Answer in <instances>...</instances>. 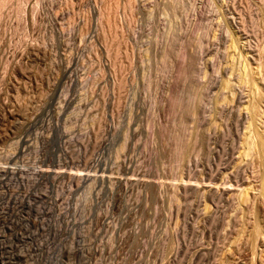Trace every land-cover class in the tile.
<instances>
[{"label":"rangeland","instance_id":"obj_1","mask_svg":"<svg viewBox=\"0 0 264 264\" xmlns=\"http://www.w3.org/2000/svg\"><path fill=\"white\" fill-rule=\"evenodd\" d=\"M234 92L264 109V0H0V264H247L258 197L182 189L248 174ZM105 169L132 184L81 179Z\"/></svg>","mask_w":264,"mask_h":264},{"label":"bare ground","instance_id":"obj_2","mask_svg":"<svg viewBox=\"0 0 264 264\" xmlns=\"http://www.w3.org/2000/svg\"><path fill=\"white\" fill-rule=\"evenodd\" d=\"M105 49L106 48H104V51H105ZM106 51H108V49H106ZM105 51V52H106ZM107 54H108V52H106ZM69 61V65H67V66H64L63 67V69H62V71H61V76H62V78L63 79H69L70 81H71V77L73 76L72 74L74 73L73 72V68L71 67V65H73L74 63H75V61L76 60H74L73 58H70V60H68ZM108 62V60L106 61V63ZM66 64V63H65ZM106 66H107V68H106V70H109L108 69V65L107 64H105ZM109 65H110V63H109ZM73 69V70H72ZM246 77H247V75H246V73L244 74ZM243 75V76H244ZM242 76V75H241ZM244 76V77H245ZM244 77H241L242 79L244 78ZM245 77V78H246ZM249 77V76H248ZM254 77V76H253ZM239 78V77H238ZM250 78V77H249ZM256 78V77H255ZM240 79V78H239ZM253 79V78H252ZM251 79V80H252ZM243 80H246L247 81V79H243ZM249 80V79H248ZM258 81V80H257ZM257 81L256 80H252V81H250V82H253V84H254V87H256V86H259V85H257L258 83H257ZM242 82V81H241ZM243 82H245V81H243ZM246 83V82H245ZM247 84V83H246ZM251 84V83H250ZM253 86V85H252ZM260 87V86H259ZM260 90V89H259ZM256 91V90H255ZM55 93V92H54ZM224 93V92H223ZM232 93V92H231ZM231 93H229V94H231ZM250 93V92H249ZM261 93V92H260ZM225 94V93H224ZM224 94H222V95H224ZM252 94V93H251ZM256 94V93H255ZM263 94V93H262ZM110 95V94H109ZM220 96V98H222L223 96ZM246 94H244L243 95V92H234L233 93V96H234V100H236L237 101V103H238V106L239 107H241V109H240V112H239V121L242 123V129L240 128V130H239V132H237V136H235L236 137V143L239 145V147H240V149H241V156L242 157H245L247 160L249 159V161H250V159L252 160L253 159V161H245L246 163V165L248 166V174L246 175V173H245V175L246 176H243V175H241V172L240 171H238V172H236L235 173V175L236 176H233L232 174H230V176H231V178H234V182L232 181H226V182H223V180H222V183L220 182L219 184L217 183H215V184H212V182H210L208 185V187H205L204 186V180L202 179V182L200 181V177H199V173L197 172V171H193V169H191V167H189L188 166V168H187V170H186V173H185V176H184V180H183V186H182V189H183V193H184V195H188V194H195L196 196H198V197H200L201 199L202 198H204V197H207L208 199H209V201L211 202V203H213V204H215L216 202L217 203H220L221 201H222V197L224 196V195H228V201L232 198L231 197V195H230V191H232V188H234V187H236V188H238L237 190L238 191H235V193H239V196H240V198L241 199H239L240 200V202H243V203H239L240 205L242 204H244V205H246L245 207H249V205L251 206L250 207V209H248V208H246V209H248V211L250 210V212H251V215H252V212H253V214H254V211H253V209L255 208V205H256V201H255V199L258 197V199L260 200H258L259 201V203H261V205L262 206H264V130H262V126H263V128H264V124L261 126V123H262V121H261V119L263 120L264 119V117H262V115H263V111L262 110H264V109H260V103L261 102H263V101H261V100H258V98H259V96H256V97H258L257 98V100H256V98L255 99H251V100H256V101H249V97H247V96H245ZM254 95V94H253ZM257 95H260V94H258L257 93ZM230 96V95H229ZM232 96V97H233ZM224 97H225V95H224ZM224 97L222 98V100L224 99ZM245 97L246 98H248V100H245ZM252 97V96H251ZM250 97V98H251ZM254 97V96H253ZM107 98H109V97H107ZM106 98V99H107ZM111 98V97H110ZM229 98V97H228ZM261 98V97H260ZM264 98V97H263ZM230 99V98H229ZM228 99V100H229ZM262 99V98H261ZM65 100V99H64ZM232 100V99H231ZM263 100V99H262ZM107 101V100H106ZM225 101V100H224ZM261 101V102H260ZM67 102V101H66ZM65 102V103H66ZM220 102H221V99H220ZM229 102V101H228ZM108 103V102H107ZM236 103V102H235ZM64 105V104H63ZM224 105V104H223ZM232 105V104H231ZM263 107H264V105H262ZM231 107V106H230ZM238 107V108H239ZM262 108V107H261ZM46 109V108H45ZM238 111H239V109H238ZM231 112H232V109H231ZM43 113V112H42ZM219 113V112H218ZM230 113V112H229ZM232 114V113H231ZM190 116V115H189ZM40 117V116H39ZM237 118V117H236ZM34 120V119H33ZM48 121V120H47ZM238 121V120H237ZM22 122V121H21ZM27 123V122H26ZM239 123V122H238ZM263 123H264V121H263ZM30 124V123H29ZM112 124H114V122L112 123ZM33 125V124H32ZM24 126V125H23ZM27 126V125H26ZM43 126V125H42ZM109 126V125H108ZM108 126H107V129H108ZM114 126V125H113ZM111 127V126H110ZM115 127H117V125L116 126H114L113 128L116 130L117 128H115ZM237 128H239V127H237ZM129 129V128H128ZM114 130V131H115ZM117 130H119V129H117ZM130 130V129H129ZM238 129H236V131H237ZM56 131V130H55ZM110 131V130H109ZM108 131V132H109ZM30 132V131H29ZM116 133H117V131H115ZM190 132V131H189ZM199 132V131H198ZM119 133H120V131H119ZM123 134H125L124 136H122V137H127V135H126V133H123ZM122 134V135H123ZM190 134H191V132H190ZM190 134H189V136H190ZM120 137V135H118V133H117V136L116 137ZM192 136V135H191ZM194 136V135H193ZM192 136V137H193ZM199 137V136H198ZM195 138V137H194ZM189 139H191V137H189ZM200 139V138H199ZM28 140V138L27 139H25V137L23 136V137H21V136H19L18 137V139H17V141H16V144L18 145L17 147H19V148H22V146H25V144L28 142L29 143V141H27ZM187 140H188V134L187 133H185V135H184V137H183V141H182V143H186L187 142ZM59 141V140H58ZM64 142V141H63ZM125 142H127L126 140H125ZM27 143V144H28ZM204 147V146H203ZM65 148V147H64ZM202 149V148H201ZM223 150V149H222ZM21 151V150H20ZM19 151V152H20ZM87 151V150H86ZM24 152V151H23ZM213 152V151H212ZM60 153V152H59ZM63 153V152H62ZM217 153V152H216ZM220 153V152H219ZM225 153V152H224ZM21 154V153H20ZM57 154V153H56ZM87 154V153H86ZM85 154V155H86ZM201 154V153H200ZM60 155H62V154H60ZM93 155V154H92ZM223 156V155H222ZM241 156H239V157H241ZM61 157V156H60ZM123 158L121 159V157H119V161L117 160V161H115L116 162V164L118 165V168H119V170L121 169L122 170V172H124L125 174H128V173H131L133 170H132V167H131V163H133V162H131V161H128V159H126L127 158V156H126V158H125V156H122ZM188 157V156H187ZM232 157H233V155H232ZM65 158V157H64ZM97 158V157H96ZM102 158V157H101ZM100 158V159H101ZM118 157H116V159H117ZM8 159H9V161H11L10 159H12V157H8ZM190 159V158H189ZM244 159V158H243ZM245 159V160H246ZM59 160V159H58ZM61 160V159H60ZM65 160V159H64ZM111 160V159H110ZM130 160V159H129ZM97 161H99L98 160V158H97V160L95 159L94 161H90L89 160V162H85V164H83L84 165V167H85V169H89V168H92V164H93V162L94 163H98ZM72 162V161H71ZM82 163V162H81ZM189 163V162H188ZM198 163V162H197ZM190 164V163H189ZM255 164H257L258 166H260L261 167V169L263 170V172L261 171V173H260V176L259 177H257L258 179H260L259 181H260V184L258 183V181L256 182V183H258L257 185L258 186H256V184L254 183L256 180V176L258 175V173L256 174L255 172H254V168H251V166L253 165H255ZM7 165V164H6ZM196 162H195V167H196ZM62 166V165H61ZM198 166V165H197ZM81 167V166H80ZM246 167V166H245ZM9 168V167H8ZM225 168V167H224ZM2 169V168H1ZM6 170H7V168H5ZM84 169V170H85ZM104 169V168H103ZM5 170V171H6ZM14 170H16V169H14V168H11V169H8L7 171L9 172V171H11V172H13ZM19 170V169H18ZM66 170V169H65ZM236 170V169H235ZM64 171V170H63ZM15 172V171H14ZM13 172V173H14ZM49 172V171H48ZM97 172V171H96ZM109 172V171H108ZM211 172V171H210ZM251 172V173H250ZM12 173V174H13ZM51 173V172H50ZM58 173V172H57ZM61 173V172H60ZM95 173V172H94ZM107 173V170L105 169L104 171H103V174H101V175H97V173H95V175L93 174V175H91L90 173H87V174H83L82 175V177H81V179L83 180V182H92L93 184H94V186H95V184L96 185H99L101 188H98L99 189V191L98 192H100V191H102L105 195L104 196H106V195H112L113 196V194H114V188H121L122 190L123 189H127V188H129L128 187V185L130 186L132 183L130 182L131 180H129L128 178V180L126 179V180H124L125 178H123V179H121V177L120 178H118V177H113V178H111L110 177V175H107L106 174ZM123 173V174H124ZM244 173V172H243ZM124 174V175H125ZM229 174V173H228ZM6 175V174H5ZM61 175V174H60ZM219 176V175H218ZM228 176V175H227ZM233 176V177H232ZM12 177V176H11ZM55 177V176H54ZM59 177V176H58ZM73 177V176H72ZM79 177H80V175H79ZM217 176H215V178H216ZM252 177H254L255 179L253 180V178ZM52 178V177H51ZM57 178V177H56ZM208 178V177H207ZM230 178V177H229ZM21 179V178H20ZM211 179H213V178H211ZM218 179V178H217ZM11 180V179H10ZM13 180V179H12ZM78 180V179H77ZM214 180V179H213ZM216 180V179H215ZM236 180V181H235ZM253 180V181H252ZM71 181V180H70ZM137 181V180H136ZM206 181V180H205ZM210 181V180H209ZM25 182V181H24ZM131 183V184H130ZM202 183H204V184H202ZM228 185L229 184V187H226V186H223V185ZM207 186V185H206ZM223 186V187H222ZM53 187V186H52ZM95 188V187H94ZM97 188H95V189H97ZM202 189H203V191H202ZM94 190V189H93ZM121 190V191H122ZM258 191V194H251V192L253 193L254 191ZM118 191V190H117ZM127 191V190H126ZM94 192V191H93ZM101 192V193H102ZM4 193V192H3ZM101 193H97V195L98 194H101ZM7 195V194H6ZM21 195V194H20ZM30 195V194H29ZM58 195V194H57ZM189 195V196H190ZM61 197V196H60ZM227 197V196H226ZM199 198V199H200ZM207 198H205L206 200H207ZM57 199V198H56ZM216 200H218V201H216ZM221 200V201H220ZM238 200V201H239ZM257 200V199H256ZM201 201V200H200ZM214 201H216L215 203H214ZM232 201H233V199H232ZM257 201V202H258ZM57 203V202H56ZM201 203L202 202H200V206H201ZM255 203V204H254ZM29 204V203H28ZM58 204V203H57ZM230 204V203H229ZM239 205V206H240ZM253 205H254V207H253ZM217 206V205H216ZM9 207V206H8ZM206 207H207V205H206ZM253 207V208H252ZM258 207H259V204H258ZM257 208V207H256ZM255 208V209H256ZM259 208H262V207H259ZM264 208V207H263ZM206 209V208H205ZM218 209V208H217ZM243 210H244V208H242ZM245 209V210H246ZM254 209V210H255ZM188 210V209H187ZM215 211V210H214ZM17 212H19V211H17ZM185 212V211H184ZM246 212H247V210H246ZM189 213V212H188ZM202 213H204V212H202ZM209 213V212H208ZM256 213V212H255ZM185 214H186V212H185ZM200 214V213H199ZM205 215H207V214H205ZM215 215V214H214ZM213 215V216H214ZM247 215H248V217H251V215L249 216V212L247 213ZM256 215V214H255ZM254 215V216H255ZM186 216V215H185ZM212 216V217H213ZM253 215H252V217L251 218H249V219H256L255 217H254ZM6 217V216H5ZM199 218V217H198ZM209 219V218H208ZM248 219V220H249ZM253 219V222L252 223H250V224H248L249 226L252 224V226H251V230L250 231H248L249 233H250V235L248 236L249 238V242H248V245H249V252H248V261H246L247 262V264H264V228H262V226L260 225V223H259V221L256 219V220H254ZM108 220V217L107 216H105V217H103V226L104 227H106V223L108 222L107 221ZM107 221V222H106ZM207 222V221H206ZM250 222V220L248 221V223ZM109 224H111V223H109ZM108 226V225H107ZM249 226H248V228H249ZM111 227V229H112V226H110ZM116 228V227H115ZM102 229V228H101ZM105 229V228H104ZM117 229V228H116ZM1 230V229H0ZM107 230V229H106ZM109 231V230H108ZM111 231V230H110ZM112 232V231H111ZM117 232V231H116ZM248 233V234H249ZM115 234V233H114ZM247 239V240H248ZM2 241V240H1ZM4 245V244H3ZM83 246V245H82ZM107 247V246H106ZM110 248V247H109ZM201 248V247H200ZM205 248V247H204ZM97 249V248H96ZM102 249H105V248H102ZM111 249V248H110ZM78 250V249H77ZM98 250V249H97ZM205 250V249H204ZM247 250V251H248ZM99 251V250H98ZM203 251V250H202ZM97 252V251H96ZM106 252V251H105ZM104 252V253H105ZM83 250H78L77 252H76V255H78V256H80V257H82V258H84L83 257ZM97 253H99V252H97ZM107 253V252H106ZM187 253V252H186ZM193 261V260H192ZM197 262V261H196ZM78 263H80V262H78ZM91 264V263H90ZM192 264V263H191Z\"/></svg>","mask_w":264,"mask_h":264}]
</instances>
